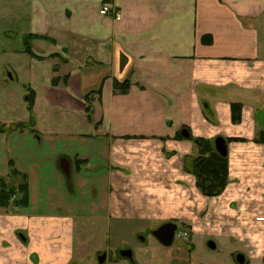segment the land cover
Returning <instances> with one entry per match:
<instances>
[{"label":"crops","instance_id":"obj_1","mask_svg":"<svg viewBox=\"0 0 264 264\" xmlns=\"http://www.w3.org/2000/svg\"><path fill=\"white\" fill-rule=\"evenodd\" d=\"M259 134L264 0H0V178L20 184L12 164L28 190L0 207V264H68L80 220L120 213L125 194L151 213L185 182L191 138L246 139L226 141L229 182L264 199Z\"/></svg>","mask_w":264,"mask_h":264},{"label":"rangeland","instance_id":"obj_2","mask_svg":"<svg viewBox=\"0 0 264 264\" xmlns=\"http://www.w3.org/2000/svg\"><path fill=\"white\" fill-rule=\"evenodd\" d=\"M196 139L208 141L214 148L215 139L191 138L193 144ZM226 141L241 143L246 139ZM253 142L264 143V134L257 135ZM193 146L191 159L183 160L185 182H169L166 197L153 196L151 213L131 215V199L125 194L120 213L99 220H80L79 228L74 229L68 264H98L97 252L107 255L103 264H238L239 254L243 255L244 264H264V199L245 191L253 183L230 184L228 158L224 191L215 197L202 195L191 173L193 160L200 156ZM256 201L263 203L257 205ZM147 205L148 202L140 211H146ZM165 223L177 226L170 248H162L151 235ZM209 241L215 243V250L207 247ZM121 250L133 252L132 263L118 255Z\"/></svg>","mask_w":264,"mask_h":264},{"label":"trees","instance_id":"obj_3","mask_svg":"<svg viewBox=\"0 0 264 264\" xmlns=\"http://www.w3.org/2000/svg\"><path fill=\"white\" fill-rule=\"evenodd\" d=\"M123 86V85H121ZM89 105L87 112L91 113ZM232 121L238 123L241 114V105L233 104L231 106ZM178 134L176 140L182 139ZM199 155L193 160L192 175L196 181V187L202 195L206 197H215L220 195L227 185V158L221 157L213 148V145L203 139L194 140ZM209 156H205V154ZM10 177L20 179V184L13 187L6 179L0 178V207L8 208L10 205L17 208H25L28 204V190L26 176L19 174L11 164Z\"/></svg>","mask_w":264,"mask_h":264},{"label":"water","instance_id":"obj_4","mask_svg":"<svg viewBox=\"0 0 264 264\" xmlns=\"http://www.w3.org/2000/svg\"><path fill=\"white\" fill-rule=\"evenodd\" d=\"M181 135L184 138H189V134L187 130H183L181 132ZM214 148L215 151L223 158H227V143L225 139L222 137H217L214 140ZM59 167L61 171L65 174V176H69V162L66 159H61L59 163ZM177 231V226L173 223H165L162 226L158 227L156 230L153 231L152 235L157 241L164 247H169L174 241L175 233ZM141 241H143V238H140ZM207 247L210 250H215V243L212 241H209L207 244ZM124 257H127L131 260V251L127 250L125 253H123ZM105 260V255H102L98 259V264H103ZM236 261L238 264H244V257L243 255L239 254L236 258Z\"/></svg>","mask_w":264,"mask_h":264},{"label":"built area","instance_id":"obj_5","mask_svg":"<svg viewBox=\"0 0 264 264\" xmlns=\"http://www.w3.org/2000/svg\"><path fill=\"white\" fill-rule=\"evenodd\" d=\"M99 15L110 18L115 22L120 20V14L117 11L111 9L106 3L101 5L99 9Z\"/></svg>","mask_w":264,"mask_h":264},{"label":"flooded vegetation","instance_id":"obj_6","mask_svg":"<svg viewBox=\"0 0 264 264\" xmlns=\"http://www.w3.org/2000/svg\"><path fill=\"white\" fill-rule=\"evenodd\" d=\"M153 233V232H152ZM152 233H151V235H152ZM153 236V235H152ZM140 238L141 237H139L138 238V240L140 241V242H143V241H141L140 240ZM144 240V239H143ZM154 240L162 247V248H170V247H172V245H173V243L171 244V246H169V247H164V246H162L158 241H157V239H155L154 238ZM174 242V241H173ZM125 251H127V250H121V251H119L118 252V255L120 256V257H122V258H126L127 260H129V261H131V263H132V258H133V252L131 251V260L130 259H128L127 257H124L123 256V253H125ZM102 255H105V260L107 259V255L105 254V253H102V254H100V252H97V255H96V260H97V262H98V259H99V257H101ZM105 260H104V262H105ZM103 262V263H104Z\"/></svg>","mask_w":264,"mask_h":264}]
</instances>
